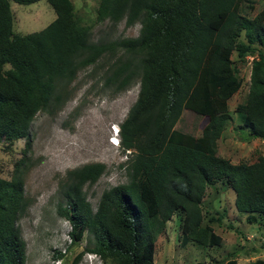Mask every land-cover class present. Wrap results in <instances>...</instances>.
Here are the masks:
<instances>
[{
    "label": "trees",
    "instance_id": "16d2710c",
    "mask_svg": "<svg viewBox=\"0 0 264 264\" xmlns=\"http://www.w3.org/2000/svg\"><path fill=\"white\" fill-rule=\"evenodd\" d=\"M10 1L30 6L41 0H0V143L25 139L29 147L36 115L60 103L78 72L106 55L121 53L107 79L118 91L140 78L138 100L120 126L123 148L136 151L128 182L105 191L94 211L84 187L96 184L106 167L67 174L59 210L71 225L73 245L88 232L92 248L85 251L105 262L155 264L159 237L181 213L182 247H221L213 224L222 225L225 216L205 223L202 209L208 187L220 182L234 192L247 223L264 220V156L233 164L217 151L231 120L228 102L243 84L233 67L235 53L239 60L254 57L248 97L236 113L248 139L264 141V8L249 16L240 11L244 0H101L100 22H141L142 29L137 38L92 43L71 0H46L56 19L27 35L15 34ZM185 110L208 119L200 136L176 128ZM28 207L20 170L11 180L0 177V264H26L17 222ZM62 258L56 252L54 259ZM224 264L238 263L230 256Z\"/></svg>",
    "mask_w": 264,
    "mask_h": 264
},
{
    "label": "rangeland",
    "instance_id": "374dc122",
    "mask_svg": "<svg viewBox=\"0 0 264 264\" xmlns=\"http://www.w3.org/2000/svg\"><path fill=\"white\" fill-rule=\"evenodd\" d=\"M71 1L76 21L89 29L92 43H111L139 37L141 22L130 27L126 21L117 25L109 21L100 22L98 9L101 0ZM10 4L15 34L41 31L56 19L54 10L46 0L30 6L13 1ZM250 6L255 7L254 12ZM263 8L264 0H244L240 11L243 15L255 16ZM118 57H121L119 52L106 55L96 64L78 72L64 91L61 102L36 115L29 131V147L25 139L10 146L0 143V177L11 180L18 168L29 201L27 211L17 222L26 243V264H72L80 253L84 255L77 264H89L86 258L91 252L85 250L92 248L91 236L86 232L82 241L73 245L71 225L60 215V206L65 207L66 203L63 195L69 172L87 165L106 167L96 184L84 187L87 201L94 211L105 191L126 184L129 180L128 165L136 151L123 148L120 126L138 100L140 78L123 91L109 84L108 69ZM252 61L251 55L243 60H239L236 53L233 55V67L243 84L228 102L231 120L218 141L217 150L218 156L233 164H251L258 156H264V141L248 139L242 128V120L236 113L237 106L244 104L248 97ZM9 68L5 67L6 70ZM207 122V118L185 110L176 128L200 136ZM202 206L205 223L211 217L225 216L222 225L213 224L215 232L224 240L223 245L208 248L191 243L182 247V214L178 213L157 241L155 264H224L230 256L238 264L264 260V220L260 219L257 224L247 223V215L235 208V194L231 188L221 182L209 186ZM56 252H61L63 258L55 260Z\"/></svg>",
    "mask_w": 264,
    "mask_h": 264
},
{
    "label": "built area",
    "instance_id": "2783aa9c",
    "mask_svg": "<svg viewBox=\"0 0 264 264\" xmlns=\"http://www.w3.org/2000/svg\"><path fill=\"white\" fill-rule=\"evenodd\" d=\"M254 59V57H253ZM86 262H89V264H92V263H97V264H104L102 258L96 254V253H89L88 254V259L86 258ZM95 261V262H94Z\"/></svg>",
    "mask_w": 264,
    "mask_h": 264
},
{
    "label": "clouds",
    "instance_id": "9594fccd",
    "mask_svg": "<svg viewBox=\"0 0 264 264\" xmlns=\"http://www.w3.org/2000/svg\"><path fill=\"white\" fill-rule=\"evenodd\" d=\"M116 136H118V132H116ZM116 145H118V143H116Z\"/></svg>",
    "mask_w": 264,
    "mask_h": 264
},
{
    "label": "crops",
    "instance_id": "0c3cea01",
    "mask_svg": "<svg viewBox=\"0 0 264 264\" xmlns=\"http://www.w3.org/2000/svg\"><path fill=\"white\" fill-rule=\"evenodd\" d=\"M169 222H170V221H169ZM169 222H168V223H169ZM168 223H167V224H168Z\"/></svg>",
    "mask_w": 264,
    "mask_h": 264
}]
</instances>
